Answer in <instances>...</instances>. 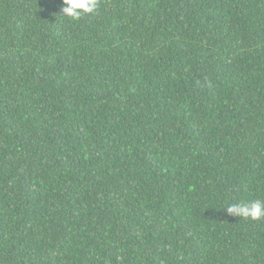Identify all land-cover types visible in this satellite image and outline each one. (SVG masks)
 Masks as SVG:
<instances>
[{
  "label": "trees",
  "instance_id": "1",
  "mask_svg": "<svg viewBox=\"0 0 264 264\" xmlns=\"http://www.w3.org/2000/svg\"><path fill=\"white\" fill-rule=\"evenodd\" d=\"M0 0V264H264V0Z\"/></svg>",
  "mask_w": 264,
  "mask_h": 264
},
{
  "label": "clouds",
  "instance_id": "2",
  "mask_svg": "<svg viewBox=\"0 0 264 264\" xmlns=\"http://www.w3.org/2000/svg\"><path fill=\"white\" fill-rule=\"evenodd\" d=\"M60 16L78 21L87 14L96 11L98 0H61ZM231 217L258 221L264 219V200H251L244 203H230L221 206Z\"/></svg>",
  "mask_w": 264,
  "mask_h": 264
}]
</instances>
